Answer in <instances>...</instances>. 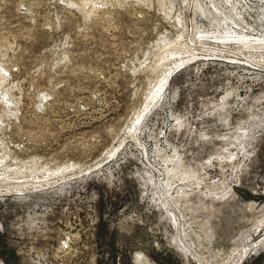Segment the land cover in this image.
<instances>
[{
  "label": "rangeland",
  "instance_id": "1",
  "mask_svg": "<svg viewBox=\"0 0 264 264\" xmlns=\"http://www.w3.org/2000/svg\"><path fill=\"white\" fill-rule=\"evenodd\" d=\"M263 237L264 0H0V264Z\"/></svg>",
  "mask_w": 264,
  "mask_h": 264
},
{
  "label": "bare ground",
  "instance_id": "2",
  "mask_svg": "<svg viewBox=\"0 0 264 264\" xmlns=\"http://www.w3.org/2000/svg\"><path fill=\"white\" fill-rule=\"evenodd\" d=\"M260 46V45H258ZM262 47V46H261ZM226 98V97H225ZM224 99V98H223ZM225 101V100H224ZM264 249V237L255 244H249L247 241L243 243V247L241 250H237V255L243 257L245 256L248 252H252L254 254H257L260 252V250Z\"/></svg>",
  "mask_w": 264,
  "mask_h": 264
}]
</instances>
